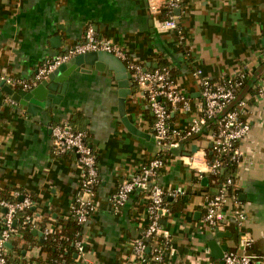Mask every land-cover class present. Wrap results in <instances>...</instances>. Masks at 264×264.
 I'll use <instances>...</instances> for the list:
<instances>
[{
    "label": "crops",
    "instance_id": "0c3cea01",
    "mask_svg": "<svg viewBox=\"0 0 264 264\" xmlns=\"http://www.w3.org/2000/svg\"><path fill=\"white\" fill-rule=\"evenodd\" d=\"M161 3L0 0V79L7 75L32 81L45 59L79 42L90 26L98 37L124 47L145 69L168 63L193 112L200 102L194 69L201 71L200 77L212 79L247 69L238 98H247L244 118L250 128L238 145L243 160L235 168L234 195L228 197V216L220 227L212 232L202 222L206 196L217 190L204 174L211 155L207 129L171 149L157 182L182 190L177 199L167 198L170 212L162 221L172 238L170 264H218L208 247L217 231L224 232L217 243L228 250L258 257L264 249V101H255L250 92L253 82L264 76V0H181L174 15L186 50L173 30L162 28L163 15L154 11ZM129 83L135 91L126 97L125 116L135 132L122 122L117 81L107 67L100 71L85 65L84 70L73 71L59 104L48 102L35 115L0 88V197L20 200L29 195L34 201L31 211L41 221L45 218L46 225H54L57 218L69 215L83 171L74 153L51 152L50 126L69 121L86 133L95 152L96 209L83 226L76 264L136 263L132 240L145 223L146 196L134 191L117 213L108 204L117 186L155 151L152 112L141 88L131 79ZM12 88L20 95L27 91ZM191 116L173 110L171 122L184 126ZM15 192L18 196H13ZM236 204L245 216L240 225L231 216ZM2 216L0 212V227ZM31 234L36 239L41 235L35 228ZM9 243L12 254L20 251L23 264H36L44 257L40 246L19 233ZM254 264H264V259L256 258Z\"/></svg>",
    "mask_w": 264,
    "mask_h": 264
},
{
    "label": "built area",
    "instance_id": "2783aa9c",
    "mask_svg": "<svg viewBox=\"0 0 264 264\" xmlns=\"http://www.w3.org/2000/svg\"><path fill=\"white\" fill-rule=\"evenodd\" d=\"M180 4L181 0H162L161 5L154 11L161 12L163 15L162 28L173 30L178 42L184 44L174 15V10L179 8ZM89 51L107 52L120 59L130 73L132 82L141 88L143 98L152 112L155 151L129 178L117 186L109 196L108 204L112 212L117 213L131 193L143 192L147 200L144 209L145 223L139 234L132 240L134 260L139 264H170L167 253L172 247V238L165 230L162 221L170 212L166 199L168 197L177 199L182 194V190L179 187L162 186L157 182V178L165 167L171 149L179 145L182 140L201 133L205 129L210 139L212 156L208 160L205 175L220 176L228 167H236L243 160V154L238 145L248 133L250 125L244 118L247 98L244 96L238 98V93L246 83L249 72L245 68H240L233 75H222L212 79L200 77L199 69L193 71L200 92L198 108L193 112L189 96L170 75L167 67L157 66L145 69L141 63L129 55L124 47L109 38L98 37L90 26L79 42L45 59L38 67L32 81L7 75H3L1 79L10 87L29 90L45 79L48 73L58 65L69 61L75 55ZM250 94L255 101H264V76L258 77L253 82ZM173 110L190 112L192 116L186 125H175L171 122ZM50 135L51 152L57 156L74 153L82 168L83 173L69 215L74 216L77 223L84 226L96 209L94 196L99 182V172L95 152L86 140V133L73 128L67 120L52 124ZM202 174L198 176L201 177ZM211 182L217 190L206 196L202 222L210 231L215 232L228 216L225 213V205L229 197V188L235 186V172L224 176L222 181L213 178ZM13 196H18V193H13ZM33 204L34 201L29 195L22 196L21 200L0 198V206L6 208L0 227V264H15L10 260L9 249L5 246V243L18 233V230L14 228V221L20 224V227L26 225L40 230L42 237H47L54 231L55 225L42 227L40 218L34 211L25 213L22 217L17 216L18 213L31 209ZM231 214L238 225L245 217L238 204L232 208ZM262 238L264 240V233ZM248 244L249 241L242 243L243 247ZM74 245L80 250L82 239L76 240ZM256 258L264 259V249L262 255L258 257L247 253L239 254L233 250H227L222 257L223 264H254Z\"/></svg>",
    "mask_w": 264,
    "mask_h": 264
},
{
    "label": "water",
    "instance_id": "95a60500",
    "mask_svg": "<svg viewBox=\"0 0 264 264\" xmlns=\"http://www.w3.org/2000/svg\"><path fill=\"white\" fill-rule=\"evenodd\" d=\"M85 65H93L95 69L104 71L107 67L114 72V78L118 86V110L124 125L135 132L131 123L125 116V101L127 95L131 91H135L134 87H130V73L126 70L124 63L114 55L103 51H89L83 54L73 56L69 61L58 65L55 69L48 73L45 79L36 83L25 94L20 95L12 87L6 85L0 79V88L7 93L13 101L26 107V110L31 115L42 111L47 107V103L59 104L63 94L66 92L69 77L73 71L84 70ZM22 197L20 198V200ZM1 213L6 212L5 207L0 208ZM15 225V221L13 222ZM224 235V232L217 231L215 238L208 242L211 255L218 260V264H223V254L228 250L227 245L217 243L216 238ZM6 247H10V243H5Z\"/></svg>",
    "mask_w": 264,
    "mask_h": 264
},
{
    "label": "trees",
    "instance_id": "16d2710c",
    "mask_svg": "<svg viewBox=\"0 0 264 264\" xmlns=\"http://www.w3.org/2000/svg\"><path fill=\"white\" fill-rule=\"evenodd\" d=\"M183 50H186L183 44H181ZM167 67L169 69L170 75L175 79L173 68L166 62H162L158 67ZM194 69L193 71H196ZM192 71V72H193ZM209 156V160L211 159ZM235 166L228 167L227 170L220 176H209L210 181L215 178L219 181L223 180L224 176L231 175L235 172ZM234 195V186L229 188V196ZM2 198V197H0ZM7 198V197H5ZM4 198V199H5ZM168 202V200L166 199ZM169 203V202H168ZM31 209L20 212L17 214L18 217L24 216L25 213H30ZM47 223L44 218L42 221L40 219V225L43 227ZM54 231L50 233L47 237H42L40 235L39 239L33 238L31 234V229L33 227L23 225L20 227V224L15 222L14 228L18 230V233L29 241L35 242L40 246L41 251L43 252V258L38 259L36 264H76V255L79 253V249L75 247L74 242L82 238L83 226L78 224L74 216L69 215L65 217H59L53 223ZM57 226V227H56ZM59 226V227H58ZM14 236V235H13ZM9 258L15 264H23L20 256V251L16 250L15 254H12V251L9 250ZM250 254V253H249ZM260 254L259 256H261ZM17 256V257H16ZM261 259V258H260Z\"/></svg>",
    "mask_w": 264,
    "mask_h": 264
}]
</instances>
